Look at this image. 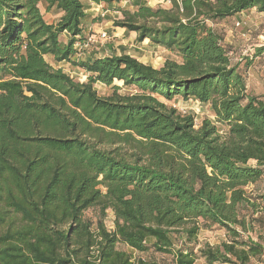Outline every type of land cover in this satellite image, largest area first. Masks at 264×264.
Returning <instances> with one entry per match:
<instances>
[{
    "label": "trees",
    "instance_id": "trees-1",
    "mask_svg": "<svg viewBox=\"0 0 264 264\" xmlns=\"http://www.w3.org/2000/svg\"><path fill=\"white\" fill-rule=\"evenodd\" d=\"M169 1L119 6L114 22L178 58L155 67L125 50L81 59L84 0H0V264H162L137 254L150 250L172 264H264V92L248 73L264 45L242 66L218 28L264 0ZM179 98L213 118L197 125L168 103ZM215 225L227 239L196 248Z\"/></svg>",
    "mask_w": 264,
    "mask_h": 264
},
{
    "label": "rangeland",
    "instance_id": "rangeland-1",
    "mask_svg": "<svg viewBox=\"0 0 264 264\" xmlns=\"http://www.w3.org/2000/svg\"><path fill=\"white\" fill-rule=\"evenodd\" d=\"M145 0H122L120 4L113 3L104 8L101 5L94 4L88 0H84L85 7L89 17L85 21V36H94L93 42L86 45L80 44L79 57L86 59L87 56L92 58L104 57L113 53H121L125 50L127 53L139 58L140 60L152 64L155 67L164 63L167 58L178 59L174 54L162 48H156L149 44V42H139L136 37L122 27L115 26V20L119 19L121 13L117 10L119 6L125 8H134L136 5ZM151 6L162 4L170 6L169 0H147ZM42 12L46 21L55 22L58 20V12H47L41 6ZM218 28L222 29L226 35V42L228 48L231 50V56L234 62H240L242 66L247 60L255 57V50L258 46L264 45V12H259L257 9L246 11L238 14L235 19H227L222 21ZM101 32H107V37L102 38ZM88 40V39H87ZM87 42V41H86ZM82 45V47H81ZM91 59V58H90ZM52 62V59L48 57ZM258 63L252 65L249 69V85L253 91L258 93L264 92V56L257 58ZM67 73L80 81L86 80V74L83 69L78 66H73L68 62L60 64ZM121 84V83H120ZM100 94L109 92V88L102 83L96 85ZM125 90H122L124 92ZM170 105L178 108L179 111L192 113L196 116V123L199 125L205 117L213 118V113L209 105L202 104L197 100H184L179 98L168 102ZM259 194H264V178L260 182ZM86 218L96 221L99 216L97 209H89L85 213ZM105 223L109 229L113 228L114 215L112 211H108L105 218ZM227 239L226 230L218 225L212 227L202 228L196 240V248L202 247L206 244L219 245ZM151 242L152 239H149ZM181 242L175 240V246H180ZM121 248H126L124 245ZM145 257H154L162 264H172V255L150 250L146 253H137ZM199 262L204 263V259H199Z\"/></svg>",
    "mask_w": 264,
    "mask_h": 264
},
{
    "label": "crops",
    "instance_id": "crops-1",
    "mask_svg": "<svg viewBox=\"0 0 264 264\" xmlns=\"http://www.w3.org/2000/svg\"><path fill=\"white\" fill-rule=\"evenodd\" d=\"M122 2V1H121ZM43 7H44V9H45V6L43 5ZM46 10V9H45ZM61 15H62V13L61 12H58V16H59V18H58V20L60 19V17H61ZM237 17V16H236ZM58 20H56L55 22H52V21H47L48 23H56ZM133 35H134V37H137V34L135 33V32H131ZM145 41H147V42H149V40L148 39H146ZM93 59L92 58V56H87V58L86 59ZM253 188V185H251L250 186V189H252ZM129 250H131L133 253H137V251H135V250H133V249H129Z\"/></svg>",
    "mask_w": 264,
    "mask_h": 264
},
{
    "label": "built area",
    "instance_id": "built-area-1",
    "mask_svg": "<svg viewBox=\"0 0 264 264\" xmlns=\"http://www.w3.org/2000/svg\"><path fill=\"white\" fill-rule=\"evenodd\" d=\"M101 37L102 38H106L107 37V32H101ZM93 40H94V36H90L88 38L87 42H85L86 45L91 43V42H93ZM81 47H82V45H81ZM76 48L80 51L81 48H80V44L79 43H76Z\"/></svg>",
    "mask_w": 264,
    "mask_h": 264
}]
</instances>
